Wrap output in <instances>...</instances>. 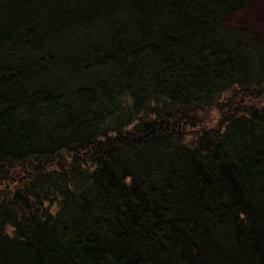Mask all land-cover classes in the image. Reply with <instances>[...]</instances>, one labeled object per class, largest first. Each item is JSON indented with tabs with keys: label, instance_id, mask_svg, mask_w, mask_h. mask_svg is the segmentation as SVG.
Here are the masks:
<instances>
[{
	"label": "trees",
	"instance_id": "16d2710c",
	"mask_svg": "<svg viewBox=\"0 0 264 264\" xmlns=\"http://www.w3.org/2000/svg\"><path fill=\"white\" fill-rule=\"evenodd\" d=\"M254 3L0 0V264H264Z\"/></svg>",
	"mask_w": 264,
	"mask_h": 264
},
{
	"label": "rangeland",
	"instance_id": "374dc122",
	"mask_svg": "<svg viewBox=\"0 0 264 264\" xmlns=\"http://www.w3.org/2000/svg\"><path fill=\"white\" fill-rule=\"evenodd\" d=\"M242 21H246L250 24L254 34L259 37H264V0H255L253 7L249 10L238 13ZM218 110L215 108L208 109L201 113H198L199 118L209 121L207 126L213 125L214 119L217 117Z\"/></svg>",
	"mask_w": 264,
	"mask_h": 264
}]
</instances>
